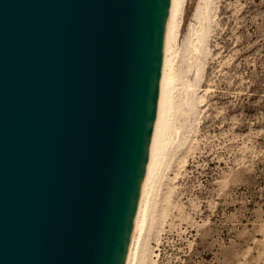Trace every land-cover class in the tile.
<instances>
[{"label": "water", "instance_id": "water-1", "mask_svg": "<svg viewBox=\"0 0 264 264\" xmlns=\"http://www.w3.org/2000/svg\"><path fill=\"white\" fill-rule=\"evenodd\" d=\"M169 0H0V264H125Z\"/></svg>", "mask_w": 264, "mask_h": 264}, {"label": "rangeland", "instance_id": "rangeland-1", "mask_svg": "<svg viewBox=\"0 0 264 264\" xmlns=\"http://www.w3.org/2000/svg\"><path fill=\"white\" fill-rule=\"evenodd\" d=\"M176 38L133 264H264V0H184Z\"/></svg>", "mask_w": 264, "mask_h": 264}, {"label": "bare ground", "instance_id": "bare-ground-1", "mask_svg": "<svg viewBox=\"0 0 264 264\" xmlns=\"http://www.w3.org/2000/svg\"><path fill=\"white\" fill-rule=\"evenodd\" d=\"M183 1L184 0L168 1L167 15L162 36L163 44L160 72L155 86V89L157 91L156 104H154L155 116L154 120L151 123V133L147 147V158L144 163L143 173L140 179L139 194L132 220V228L130 232L128 252L125 264L134 263L135 252L133 251V249L135 247V242L138 241L137 235L140 234L144 225V219L146 215L145 202L148 195H150L149 188L150 186H152L154 178L157 176L158 168L160 167L161 160H163V154L165 153L164 150L166 141L168 135H170L169 132L170 126L172 125L171 119L175 100L174 98L176 96L175 94L177 90L176 69H174L175 60L173 59V53L175 52H173V43L174 40L177 39L176 36L178 35ZM176 108H178V105ZM178 111H180V109ZM174 113L177 115L176 112Z\"/></svg>", "mask_w": 264, "mask_h": 264}]
</instances>
